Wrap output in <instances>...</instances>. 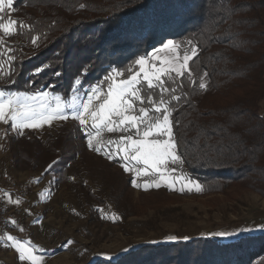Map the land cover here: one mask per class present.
<instances>
[{"label": "trees", "instance_id": "trees-1", "mask_svg": "<svg viewBox=\"0 0 264 264\" xmlns=\"http://www.w3.org/2000/svg\"><path fill=\"white\" fill-rule=\"evenodd\" d=\"M15 8L46 10L18 21L25 25L17 27L19 36L36 43L31 52L16 49L8 55V91L66 97L77 77L86 86L99 80L102 68L128 65L162 42L191 41L198 51L189 62L192 76L164 78L182 98L171 104L185 174L205 194L239 187L264 198V0H13ZM149 18L156 21L154 37L140 31ZM201 77L206 89L199 88ZM82 142L62 128L54 139L25 142L12 161L31 172L58 161L50 170L56 184L67 179L75 161H81L86 177H98L99 169L83 160ZM240 225L221 226L204 239L163 250L147 248L119 264H264V231ZM224 232L239 235H216Z\"/></svg>", "mask_w": 264, "mask_h": 264}, {"label": "rangeland", "instance_id": "rangeland-1", "mask_svg": "<svg viewBox=\"0 0 264 264\" xmlns=\"http://www.w3.org/2000/svg\"><path fill=\"white\" fill-rule=\"evenodd\" d=\"M45 10V8L35 10L6 7L2 14L4 20L0 22H6L8 19L28 22L27 16L39 18L43 16ZM19 35L21 31L18 28L17 33L10 37H4L3 33H0V90L6 93L14 92L4 88L11 80L8 62L12 58H8V55L16 49L22 53L31 52V48L34 47L31 40L27 41V38L24 39ZM174 42L181 46V53L190 52L191 46ZM161 46L146 52L145 55L137 56L128 65L105 67L106 72L102 68L99 71L102 76L98 75L95 78L103 81L104 77L115 68L123 73L115 77L117 81L127 79L132 74L128 71L129 68L132 72H140L139 66L135 64L140 57H147L148 64L145 70H151L152 64L160 63V60L154 57L168 60L172 56L171 50L154 51ZM9 48L11 51L8 50ZM98 81L83 87L87 88ZM106 88L105 84V90ZM145 91H147L146 84ZM46 92L49 93V102L53 106H55V96L61 97L62 103H67L77 95L72 92L65 97L58 93ZM155 92H159V89ZM155 92L153 94L159 99V95ZM79 96L81 100L84 98L83 91ZM10 124L11 122L7 125L0 122V135L7 142L0 151V165L4 163L9 166L7 173L4 168L1 172L0 167V175L5 182L8 179L7 175L11 176L14 171L29 174L28 180H21L24 178L21 177V181L18 180L19 184L16 186L30 179L38 180L39 191L35 193L34 199L40 203L41 211L33 221L15 228L19 233L17 239L30 241L32 247L43 250L39 253L44 256L41 264H109L108 258L118 255L123 262H127L130 256L144 252L147 248L163 250L183 242H191L193 239H204L207 234L217 231L221 226L231 229L241 226L243 222L254 231H264L262 230L264 229V198L239 187L220 194H205L202 187L201 191H196L192 185L185 187L189 178L185 174L184 162L170 163L168 167L175 168V173H166L167 182L162 181L159 187H153L151 185L159 178V173L137 177L132 171H124L121 167L123 161L110 162L105 158V154L90 151L79 130V122L71 117L67 120L54 119L35 129L25 128L23 135L13 131ZM62 128L70 129L78 139L82 138L81 144L85 149L83 160L91 165L93 170L99 169L98 177L95 175L92 178L86 177L80 170L81 161L71 162L67 179L57 184L58 177L50 170L46 173L42 169L31 172L24 168L22 162L18 163V167L15 166L12 161L14 150L24 147L25 142L34 138L42 143L48 138L54 139ZM121 135L122 133L119 132L102 133L105 144L109 140H118ZM73 150L76 153L79 151L76 148ZM77 157L76 160L79 159V155ZM131 166L130 164L129 167ZM181 175L186 179L174 183L173 189L170 190L167 184L172 181V177ZM133 179L140 187L133 186ZM9 183L14 184L16 181L11 179ZM145 184L150 185L147 190L144 188ZM181 187H184L183 191L180 190ZM189 187L192 188L191 191L188 190ZM69 241L71 243H68ZM124 249L129 251L125 253ZM149 256L147 253L144 254L147 259L151 258ZM0 264H28V262H21L18 253L11 247L9 253L0 254Z\"/></svg>", "mask_w": 264, "mask_h": 264}, {"label": "snow or ice", "instance_id": "snow-or-ice-1", "mask_svg": "<svg viewBox=\"0 0 264 264\" xmlns=\"http://www.w3.org/2000/svg\"><path fill=\"white\" fill-rule=\"evenodd\" d=\"M6 7L12 9L13 0H0V21L4 20L2 14ZM155 23L154 18H149L140 31L154 37ZM18 26L24 27L25 25L15 19L0 22V33H3L4 37H10L17 33ZM160 26L163 27L164 24L161 23ZM32 43H36L35 38L32 39ZM187 43L192 44L191 41ZM180 47L172 40L162 42L161 48L154 51L171 50L172 56L168 60L154 57V59L158 58L160 63L152 64L151 70H145L148 64L147 57L138 58L135 64L139 66L140 72H132V69L129 68L128 71L132 74L127 79L117 81L115 77L121 76L123 73L114 68L104 77L103 81L84 88L81 77H77L72 87V92L77 95H74L67 103H62L61 97L55 96V106L49 102L48 92H36L28 95L22 92L6 93L0 90V122L6 125L11 122V129L18 135H23L25 128L35 129L54 119L67 120L71 117L79 122V130L90 151L105 154V158L110 162L113 160L123 161L121 167L124 171H132L137 177L159 173V178L151 185L159 187L162 181L167 182L166 173H175L176 171L175 168L170 169L168 165L183 162L178 154L179 144L173 130L178 121H175L172 116L174 105L171 104V101L179 103L182 98L175 95V88L167 86L164 77L175 74V77L182 79L185 73L191 77L192 71L189 62L198 57V51L197 47L192 46L190 52L181 53ZM8 50L11 51L10 48ZM44 67L47 66L36 68L34 74L38 75ZM105 84L107 85L106 90ZM145 84L147 91H145ZM206 87L203 77H201L199 88L206 89ZM156 89H159V99L153 94ZM81 91H83L84 97L82 100L79 96ZM165 93L171 94L170 99L165 98ZM94 101H99V103H94ZM104 131L119 132L122 135L118 140H109L105 144L102 137ZM56 163L58 161L49 164L45 173L51 170ZM137 165H144V167H137ZM184 179L186 178L183 175L172 177V181L167 186L172 190L174 183ZM36 182L38 183V180ZM132 184L134 187H140L135 179L132 180ZM188 185L194 186L196 191L202 190L201 186L194 181L187 180V184L184 186ZM149 186L145 184V190ZM180 190L183 191L184 187H181ZM188 190L191 191L192 188L189 187ZM4 195L9 197L8 203L16 205L20 203L19 199H12L8 193ZM11 223L16 224L15 221H11ZM216 235L232 238L239 234L224 232ZM2 242L6 246L10 245L18 253V259L21 262L41 264L44 259V256L39 254L43 250L32 247L30 241H21L5 233ZM128 251L129 249H124L125 253ZM108 260L110 264H119L120 256L109 257Z\"/></svg>", "mask_w": 264, "mask_h": 264}, {"label": "built area", "instance_id": "built-area-1", "mask_svg": "<svg viewBox=\"0 0 264 264\" xmlns=\"http://www.w3.org/2000/svg\"><path fill=\"white\" fill-rule=\"evenodd\" d=\"M6 143L5 138L0 135V151ZM38 191L39 185L36 180L22 182L19 186L7 190L0 188V254H7L11 250L10 245L6 246L2 242L5 233L14 237L19 236L15 227L33 221L40 213L42 207L36 199H33V195ZM5 193L13 196L14 199H19L20 203L9 207L7 204L8 196H5ZM11 221H15L16 224L13 225Z\"/></svg>", "mask_w": 264, "mask_h": 264}, {"label": "crops", "instance_id": "crops-1", "mask_svg": "<svg viewBox=\"0 0 264 264\" xmlns=\"http://www.w3.org/2000/svg\"><path fill=\"white\" fill-rule=\"evenodd\" d=\"M0 167H1V172H2V169L4 168V170H6L5 171V173H7L8 171H9V166H7V164H4V163H2V165H0ZM8 170V171H7ZM28 175L29 174H25V172H20V173H16L15 171L12 173V175L11 176H8L7 175V178L8 179H6V181L5 182H3L4 180H2V175H0V188L1 189H5V190H7V189H10V188H13L14 186H16V185H18L19 183H17L18 182V180L19 181H21V180H28ZM21 177H24V178H22L21 180H20V178ZM11 179L12 180H14V181H16V183H14V184H12V183H9L10 181H11ZM30 180H32V179H30ZM36 193V192H35ZM35 195V194H34ZM34 195H33V199H34ZM9 196H11V195H9ZM9 198V197H8ZM11 198L12 199H14V197L13 196H11ZM35 200V199H34ZM7 204L9 205V207H12V206H16V204H10V203H8V200H7Z\"/></svg>", "mask_w": 264, "mask_h": 264}]
</instances>
